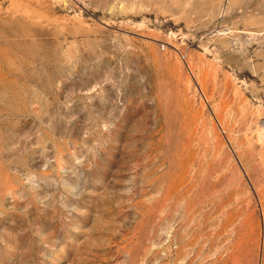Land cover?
I'll return each instance as SVG.
<instances>
[{"label":"rangeland","instance_id":"obj_1","mask_svg":"<svg viewBox=\"0 0 264 264\" xmlns=\"http://www.w3.org/2000/svg\"><path fill=\"white\" fill-rule=\"evenodd\" d=\"M0 264H264V0H0Z\"/></svg>","mask_w":264,"mask_h":264}]
</instances>
